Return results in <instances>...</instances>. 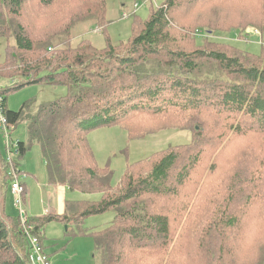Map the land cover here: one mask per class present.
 I'll return each mask as SVG.
<instances>
[{"label": "trees", "instance_id": "1", "mask_svg": "<svg viewBox=\"0 0 264 264\" xmlns=\"http://www.w3.org/2000/svg\"><path fill=\"white\" fill-rule=\"evenodd\" d=\"M201 1L151 4L147 17H134L127 42L105 35L97 46L74 42L72 31L88 20L105 25L107 0H0V79L12 80L0 87V103L14 129L29 122V141L17 143V154L37 144L51 184L100 194L67 200L62 214L26 216L23 224L20 211L14 217L4 208L8 170L20 165L0 152L8 185L0 264H32L24 227L46 252L52 221L93 237L99 264H264V44L253 53L194 35L199 27L233 28L243 38L249 24L264 32V0L226 11L216 0ZM33 84L69 93L35 114L27 105L10 110L8 94ZM114 125L141 136L189 129L193 141L128 166L113 185V170L98 164L87 136ZM222 165L229 174L212 179ZM108 212L114 217L106 227L83 228L87 218ZM250 224L259 225L253 235Z\"/></svg>", "mask_w": 264, "mask_h": 264}, {"label": "rangeland", "instance_id": "2", "mask_svg": "<svg viewBox=\"0 0 264 264\" xmlns=\"http://www.w3.org/2000/svg\"><path fill=\"white\" fill-rule=\"evenodd\" d=\"M163 0H107V23L101 27L96 21L88 20L77 24L73 31L74 42L82 39H89L97 46L104 43V36L109 35L114 44L127 42L132 33V22L134 17L139 16L145 18L150 12V5L157 6ZM246 0H216L217 4L226 11L227 8L245 7ZM202 4L203 1L199 2ZM199 4V5H200ZM231 29V30H230ZM229 31H221L218 29L210 30L206 27H199L194 35L201 42L203 39H213L216 41L229 42L238 45L241 48L249 50L253 53H259L264 44V32H255L256 28L253 24H249L243 31V38L235 29L230 28ZM259 30V29H258ZM260 32V31H259ZM10 43H14V39H10ZM6 41L0 38V62L5 57ZM12 80L0 79V87L10 84ZM69 93L66 86H51L46 84H33L25 86L17 91L8 94V108L13 111L19 110L23 105H27V111L35 114L44 104L65 97ZM198 129V128H197ZM135 128L121 127L114 125L111 127H102L90 132L87 136L88 142L94 152L96 161L100 166L109 165L113 170V185H119L123 174L128 166L136 165L138 162L148 159L155 153L165 150L169 147H178L193 141V133L189 129L178 127L162 128L158 132L137 134ZM0 134V152L3 156H8L6 140ZM29 122L19 123L12 131V140L16 144L23 140L28 142ZM17 163L24 167L25 175H29L26 179L29 196L28 204L23 205L27 216H35L41 213V210L48 207L50 202L49 193L51 186L48 182V171L41 148L36 144L31 147L23 156L17 153H10ZM7 158V157H6ZM21 169V168H20ZM11 169L8 170L10 177ZM0 164V209L4 200L5 189L8 188L4 182ZM229 174V169L222 165L217 172L212 174V179H217ZM35 175L38 181L33 178ZM6 184V185H4ZM4 186V187H3ZM10 186V184H9ZM53 188V187H52ZM10 190V187H9ZM82 192L70 190L67 192L69 199H81ZM85 199H97L100 194H85ZM84 199V198H83ZM4 208L7 214L14 217L19 216V210L15 205V197L10 190L5 197ZM114 217L113 212L102 215L91 216L84 222L83 228L87 230H99L110 224ZM259 225L250 224V234H255ZM74 225L61 221H52L45 226L44 230V246L46 252L51 256L52 264H99L95 254L94 238L88 235H73Z\"/></svg>", "mask_w": 264, "mask_h": 264}, {"label": "built area", "instance_id": "3", "mask_svg": "<svg viewBox=\"0 0 264 264\" xmlns=\"http://www.w3.org/2000/svg\"><path fill=\"white\" fill-rule=\"evenodd\" d=\"M255 32L260 33L257 29ZM14 130V126L10 124L7 120V117L4 114L3 107L0 103V132L4 136L3 138L6 140V145L8 146V161H11L10 153H17L16 146L12 140L11 132ZM25 172L20 168L12 169L10 172L11 176V191L15 197V205L20 211L21 220L23 224L26 223L27 215L26 211L23 207V194H24V180L26 179ZM25 232L28 235L29 244L31 248V262L32 264H52L45 250H43L42 245L39 241V238L36 235L30 233V227H24Z\"/></svg>", "mask_w": 264, "mask_h": 264}, {"label": "crops", "instance_id": "4", "mask_svg": "<svg viewBox=\"0 0 264 264\" xmlns=\"http://www.w3.org/2000/svg\"><path fill=\"white\" fill-rule=\"evenodd\" d=\"M21 165V164H20ZM21 170L26 173L24 170V167L20 166ZM24 173V174H25ZM29 178V175H26V179ZM33 178L35 181H38L37 177L33 175ZM26 179L24 180V188H25V193L23 194V205L28 204L29 210H31L29 206V201H28V196H29V191L26 183ZM49 182V181H48ZM51 186H49V189H51V192L49 193L50 197V202L48 204V207H45L44 209L41 210V213L31 216L32 213H30L29 217H45L48 215H55V214H62L65 211V204L67 200H76V199H69L67 197V192L70 191L71 189L68 188L67 186H62V185H54L49 182ZM53 187V188H52ZM83 196L81 199H85V193H81ZM90 195V194H87ZM78 199V200H81ZM27 210H26V215H27ZM49 259L51 260V256H49Z\"/></svg>", "mask_w": 264, "mask_h": 264}]
</instances>
